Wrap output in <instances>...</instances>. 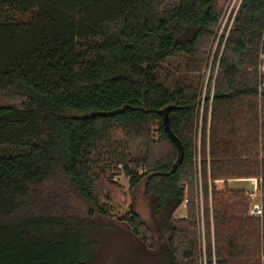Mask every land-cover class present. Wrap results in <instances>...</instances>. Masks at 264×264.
<instances>
[{"label": "trees", "instance_id": "1", "mask_svg": "<svg viewBox=\"0 0 264 264\" xmlns=\"http://www.w3.org/2000/svg\"><path fill=\"white\" fill-rule=\"evenodd\" d=\"M226 2L0 0L2 264H89L97 247L89 218L109 215L121 199L112 180L119 164L131 188L145 183L151 208L147 223L134 209L122 219L133 236L164 247L167 264H200L194 136L202 70ZM263 28L264 0H243L220 59L209 157L210 176L226 189H212V244L203 146L208 264H261L260 221L227 178L260 174ZM206 132L207 123L204 143ZM140 166L147 171L132 172ZM78 199L89 214L73 209ZM186 200L188 218L176 219Z\"/></svg>", "mask_w": 264, "mask_h": 264}, {"label": "rangeland", "instance_id": "2", "mask_svg": "<svg viewBox=\"0 0 264 264\" xmlns=\"http://www.w3.org/2000/svg\"><path fill=\"white\" fill-rule=\"evenodd\" d=\"M241 0H227L226 3L221 7L219 14L218 24L213 33L212 40L209 43L208 55L204 68L202 70L201 83L199 87L198 104L199 112L198 119L196 120L195 136H194V146L196 151L194 154V184L196 191L197 209H198V235H199V247L201 251V256L199 258L200 264H208V258L206 254V223L207 218L205 216L206 212V201L204 199L203 184L205 182V177H203V146L206 147V160H207V175H208V186H209V207H210V225L212 232V244H214V223H213V213H212V189L215 188L219 191H225L226 180L225 179H215L213 180L210 176V157H209V127H211V117L212 110L211 104L213 100V94L216 84L217 75L220 69V59L222 56L223 49L235 17L237 15L236 10L233 8H238ZM229 3L228 6H226ZM211 91L210 96V107L207 116V121H204L205 113V102L208 92ZM5 102V101H4ZM258 103V114H259V99L257 97ZM240 122V117L238 116ZM205 123H207V142H202ZM258 137H259V157L261 154V141L260 135L263 130L261 125V118L258 116ZM157 151H161L165 148V144H157ZM260 161V159H259ZM263 166L260 162V172H262ZM147 169L144 166L139 168H134L133 173L137 172L139 175L145 173ZM114 175L112 176L113 182L118 185L123 193L121 199L115 200L110 207V214L106 216L97 215L90 217V221L96 226V234L91 233V238L96 240V250L91 254L92 260L89 264H167L168 257L164 255V247L157 246L155 249L148 248L146 245L142 244L135 236H133L131 230L127 227V224L122 221L123 218L129 219L131 216V211L133 209L139 212L143 221L152 220L151 208L148 196L145 193V183L140 182L134 188H131V177L126 173L123 165L119 164L116 169H113ZM233 179V178H227ZM186 195L188 191L190 192L188 183L186 182ZM249 186V182L245 181H230L229 187L231 189L242 190ZM228 187V182H227ZM114 191V190H113ZM115 192V191H114ZM245 193V192H244ZM116 195V193H113ZM188 200L186 201V203ZM185 204V203H184ZM180 208L176 212V219H187L188 209L186 207ZM188 205V203H187ZM73 209L81 212L82 216L89 214L90 207L83 201L78 199L72 204ZM248 216L249 215L248 212ZM260 231V263L261 257L264 252V226L259 227ZM161 244V243H160ZM89 258V260H90ZM3 258L0 256V264H2ZM213 264H216V259L213 257Z\"/></svg>", "mask_w": 264, "mask_h": 264}, {"label": "built area", "instance_id": "3", "mask_svg": "<svg viewBox=\"0 0 264 264\" xmlns=\"http://www.w3.org/2000/svg\"><path fill=\"white\" fill-rule=\"evenodd\" d=\"M242 1L243 0L240 1L238 8H233L234 10H236V13L238 12V9L241 6ZM230 2H228L226 6H228ZM257 74H258L259 116L261 118V125L263 126V130L260 135L261 154L259 159L263 166V169L259 175L247 178L250 185L245 188L244 192L247 198L250 200L249 215L253 218L259 219L261 225L264 226V28L260 43V54H259ZM186 201L184 207L187 208ZM261 264H264V252L261 257Z\"/></svg>", "mask_w": 264, "mask_h": 264}, {"label": "crops", "instance_id": "4", "mask_svg": "<svg viewBox=\"0 0 264 264\" xmlns=\"http://www.w3.org/2000/svg\"><path fill=\"white\" fill-rule=\"evenodd\" d=\"M247 178H248V177H240V178L228 179V180H227V182H228V186H229V182H230V181H245V182H249ZM249 185H250V183H249ZM247 187H248V186H247ZM245 188H246V187H245ZM245 188L242 189V190L244 191ZM183 207H184V206H183ZM178 211H179V210H178Z\"/></svg>", "mask_w": 264, "mask_h": 264}]
</instances>
